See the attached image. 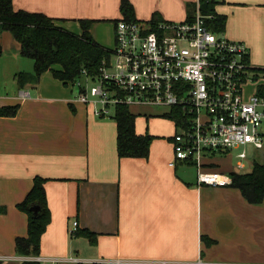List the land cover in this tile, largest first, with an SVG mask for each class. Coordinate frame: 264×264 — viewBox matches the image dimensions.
Returning a JSON list of instances; mask_svg holds the SVG:
<instances>
[{
	"label": "crops",
	"instance_id": "obj_1",
	"mask_svg": "<svg viewBox=\"0 0 264 264\" xmlns=\"http://www.w3.org/2000/svg\"><path fill=\"white\" fill-rule=\"evenodd\" d=\"M120 1L13 0V7L61 20L62 28L80 25L81 19L97 21L90 32L100 44L103 23L122 19ZM129 1L138 21L158 13L179 23L187 19L185 3L199 0H173L186 16L179 21V13L166 10L163 2H156L142 19L136 0ZM216 1L217 13L227 18L225 36L245 43L251 65L264 69V0ZM254 58L261 67L252 63ZM14 83L0 96V107L19 106L15 117H0V264L28 258L15 251V239L27 236L28 223L17 205L37 176L47 180L51 212L41 258L58 259L57 264H264V200L251 204L230 186H199L195 178L186 179L185 165L193 164L170 165L175 132H159L169 125L167 120L130 111L137 134L155 138L148 158L121 159L115 121L97 116V104L93 114L89 104L72 102L73 85L50 71L37 85ZM24 93L30 97L23 98ZM75 221L77 231L96 234L95 244L70 234ZM203 237L214 240L212 246Z\"/></svg>",
	"mask_w": 264,
	"mask_h": 264
},
{
	"label": "built area",
	"instance_id": "obj_2",
	"mask_svg": "<svg viewBox=\"0 0 264 264\" xmlns=\"http://www.w3.org/2000/svg\"><path fill=\"white\" fill-rule=\"evenodd\" d=\"M114 31L110 60L103 62L101 75L91 80L94 86L89 91L81 89L76 101L100 103L102 108L95 112L100 117L108 114L110 106L120 105L177 110L181 119L172 137L170 165L193 164L199 186L231 185V176L205 173L214 164L204 159L241 150L236 168L244 170L250 158L248 148L264 150V96L244 95L245 85L257 76L248 46L213 33L198 9L193 21H162L150 29L142 21L120 19ZM77 229L75 221L70 234ZM27 260L60 262L39 256Z\"/></svg>",
	"mask_w": 264,
	"mask_h": 264
},
{
	"label": "trees",
	"instance_id": "obj_3",
	"mask_svg": "<svg viewBox=\"0 0 264 264\" xmlns=\"http://www.w3.org/2000/svg\"><path fill=\"white\" fill-rule=\"evenodd\" d=\"M216 0H199L198 4L187 2L186 21L194 20V13L198 9L205 18V25L216 35L223 36L226 30L227 18L218 14ZM122 19L138 21L135 10L129 0H121L119 6ZM61 20L50 18L45 14L15 10L13 0H0V33L10 31L22 45L20 56L32 59L33 73L19 72L15 80L19 86L37 85L41 75L50 71L55 79L64 84L75 85L83 79L94 80L101 75L104 61L111 58L112 49L100 45L91 35V27L97 22L81 19L82 33L74 34L58 25ZM119 20H114L116 24ZM165 21L158 13H154L150 20L142 21L152 29L159 22ZM2 49L0 47V55ZM257 74L264 75V69L254 68ZM258 95L264 96V85L257 89ZM19 106L0 107V117H15ZM178 126L181 116L177 110H172L166 116ZM112 119L117 128V154L119 158H148L154 136L139 135L136 132V116L127 106H116ZM225 155V154H224ZM211 169L218 168L211 165ZM230 187L241 192L245 200L251 204H260L264 200V162L255 161L248 174L232 172ZM46 179L35 177L33 186L17 208L27 214V236L15 239V251L24 257L40 255L41 238L51 222V212L48 208L45 191ZM37 207L34 213L31 209ZM3 211V209H1ZM73 236L86 237L91 244L97 241L96 234L89 230L77 231ZM206 246H212L214 240L203 237ZM20 264H40L25 260Z\"/></svg>",
	"mask_w": 264,
	"mask_h": 264
},
{
	"label": "rangeland",
	"instance_id": "obj_4",
	"mask_svg": "<svg viewBox=\"0 0 264 264\" xmlns=\"http://www.w3.org/2000/svg\"><path fill=\"white\" fill-rule=\"evenodd\" d=\"M182 2V0H180ZM222 2V0H219ZM164 3L166 6V10L170 12L177 11L179 13L178 15V20L179 19H184L186 16H184V13L182 11V8L178 7V4L173 1V0H136V4L138 7L139 14L142 15V19H147V14H143L145 11L149 10L151 7H154L155 3ZM183 3V2H182ZM147 13V12H146ZM78 26V27H77ZM64 28L68 29L69 31H72L73 33L81 34L82 29L79 24H71V25H64ZM115 23L113 21L110 22H104L102 29H101V42L100 45H102L105 48L108 49H113L115 46V31H114ZM224 38L229 39V36H225V33L223 34ZM230 40V39H229ZM252 63L254 65H257L258 67H261V64H258L257 59H252ZM19 69L24 72L28 73H33V61L30 58L20 56V55H15L13 53H2L0 55V96H6L7 91L9 92L14 86H15V69ZM256 81L254 82H249L248 84L245 85L244 87V95L245 98H249L252 94L257 92V89L260 85H264V75L262 74H256ZM94 86V82H92L89 79H83L81 81V84L71 86L72 90V102L80 104L79 102L76 101V99L80 95V90H86L89 91L92 87ZM89 104V112H93L94 114V108ZM98 109L102 108V105L100 103L97 104ZM130 111H138V112H143L146 113L147 115H152V116H159L163 120H167L169 122V125H164L161 126L159 129V132L163 133L164 135H168V133L174 134L176 132V128L174 124L170 123L169 119L166 117L170 109L167 107H156V106H150L147 108H134L130 107ZM116 107L115 106H110L108 108V114L105 115L106 118H112L115 115ZM134 113V112H133ZM149 130V128H146ZM155 131V130H154ZM241 150H232L228 154L225 155H214V156H208L204 159V162H209L213 163L215 165H218L220 167H231L235 171H239L236 168V155L240 152ZM248 153L250 154V158L248 159L247 163L245 164V169L240 170L241 172H250L252 170V166L255 161L258 162H264V150H259V151H254L252 148H248ZM185 170H187L188 174L185 175L186 179H189V181L192 178H195L197 180V168L194 165H185ZM179 170V169H178ZM226 192V190H225ZM227 193V192H226ZM64 263V262H63ZM62 263V264H63Z\"/></svg>",
	"mask_w": 264,
	"mask_h": 264
},
{
	"label": "water",
	"instance_id": "obj_5",
	"mask_svg": "<svg viewBox=\"0 0 264 264\" xmlns=\"http://www.w3.org/2000/svg\"><path fill=\"white\" fill-rule=\"evenodd\" d=\"M0 47L2 49V53L5 52V53H13L15 55H20L22 51V45L15 39V37L10 31H2L0 33ZM204 172L207 174L220 173L226 176H230L232 172H237V171H235L231 167H220V168L218 167L213 169L211 168L204 169ZM250 172H241L240 170L238 171V173L240 174H248ZM31 210L34 213H36L38 208L33 207Z\"/></svg>",
	"mask_w": 264,
	"mask_h": 264
}]
</instances>
